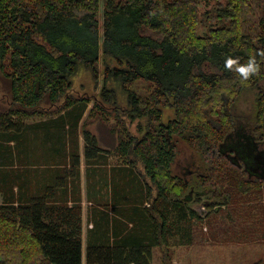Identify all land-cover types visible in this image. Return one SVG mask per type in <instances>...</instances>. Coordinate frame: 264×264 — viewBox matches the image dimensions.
<instances>
[{"label": "trees", "instance_id": "trees-1", "mask_svg": "<svg viewBox=\"0 0 264 264\" xmlns=\"http://www.w3.org/2000/svg\"><path fill=\"white\" fill-rule=\"evenodd\" d=\"M31 1L36 6L0 0V71L11 92L0 121V264L84 263L80 131L90 103L100 111L118 104L110 81L130 107L118 118L140 121L138 134L126 127L116 149L127 166L109 171L112 206L93 214L86 264H152L157 247L191 245L189 218L202 216L191 205V184L173 173L177 141H190L202 162H211L196 177L202 185L215 188L231 172L243 180L246 169L220 147L234 134L238 100L252 92L254 129L264 144V0H216L224 24L207 36L199 34L200 0ZM70 33L74 45L63 39ZM101 48L117 63L103 73L102 100L74 95L80 68L98 83ZM251 55L261 68L247 80L225 67L228 56L243 63ZM141 81L145 94L127 87ZM169 108L175 117L164 123ZM37 115L51 117L13 119ZM83 134L87 164L106 165L95 136Z\"/></svg>", "mask_w": 264, "mask_h": 264}, {"label": "rangeland", "instance_id": "rangeland-1", "mask_svg": "<svg viewBox=\"0 0 264 264\" xmlns=\"http://www.w3.org/2000/svg\"><path fill=\"white\" fill-rule=\"evenodd\" d=\"M29 3L31 6H36L35 2L31 0ZM217 9H219V2L216 0L199 1V34L201 36H207L211 29L224 24L216 18ZM104 10L105 3L100 2L99 11L101 15L104 14ZM103 37L104 26L103 20H101L100 44L103 42ZM63 39L72 45L78 41L71 33L69 38ZM107 65L113 67L117 63L110 57L105 56L101 48L99 62L101 74L98 83L95 82L90 71L80 68L78 74L72 79L74 84L73 94H82L89 97V99L98 97L99 100H102L100 95L104 86L103 73ZM144 83L146 82H134L127 84V87L139 94H145L149 88ZM150 85L154 87L152 83ZM259 86L264 87V81H261ZM107 87L110 89L115 88V93L110 95L117 97L118 104L112 106L105 103V106L101 107L102 111H100L94 107L93 103H90L80 131L82 169L78 193L82 204L84 203L83 239L85 237L86 240L87 232L92 228L91 222L94 212L99 214L111 210L109 208L112 206L110 172L116 171L119 173V171L125 170L127 166L124 158L121 155H116V149L120 141L126 139V127L132 134H138L140 121L134 120L131 123L128 117L119 116L118 118V112L122 111L121 114H125L126 111L130 110L127 96L122 91L123 89L113 81H110ZM255 95V92L247 93L238 100L234 110L236 115L234 134L229 136L220 147L224 154L232 153L231 160L236 166L249 169L248 173L246 172L242 176L243 180L238 178L239 175L231 172L233 177L228 179L224 177L214 186L215 188H210L211 185H202L196 177L205 175L211 166V162L203 163L201 157L194 152L190 141L175 138L178 139V155L173 165V173L184 177L191 185L196 186L197 189L195 190L201 191L203 198L210 197L213 190V195L218 200L221 199L219 203L222 201V204L221 207L215 209L213 207V210L208 208L213 200L206 201L207 204L205 210H203L204 217L202 219L189 218L193 226V243L191 245L173 244L167 248H155L152 264H264V144L261 143L262 141L258 137L259 133L254 129ZM10 104L9 82L0 71V121L2 115H6L7 110L10 109ZM53 115L56 114L53 113ZM50 117L37 115L33 117L20 116L13 119L26 124ZM174 117L172 109H163L161 119L164 123L169 122ZM141 124L145 123L142 122ZM84 128L95 136L100 149L108 154L106 165H96L92 160L90 162L92 164H87ZM112 131H115V133H112ZM118 180L120 183L121 178ZM95 195H99L102 200L97 202ZM86 201L92 204H87ZM1 204L2 196L0 194ZM87 207L92 211L86 212ZM176 235V233L172 234L173 237ZM83 246H85L83 264H86L87 241L83 242Z\"/></svg>", "mask_w": 264, "mask_h": 264}, {"label": "clouds", "instance_id": "clouds-1", "mask_svg": "<svg viewBox=\"0 0 264 264\" xmlns=\"http://www.w3.org/2000/svg\"><path fill=\"white\" fill-rule=\"evenodd\" d=\"M224 63L227 69L233 70L242 80H247L249 77L257 74L261 68L255 55L249 56L243 63L240 62L239 58L228 56Z\"/></svg>", "mask_w": 264, "mask_h": 264}, {"label": "flooded vegetation", "instance_id": "flooded-vegetation-1", "mask_svg": "<svg viewBox=\"0 0 264 264\" xmlns=\"http://www.w3.org/2000/svg\"><path fill=\"white\" fill-rule=\"evenodd\" d=\"M232 156V155H231ZM246 171H247V173H248V171H249V169H246ZM189 174H191V173H189ZM187 181V180H186ZM262 181V180H261ZM187 182H189V181H187ZM195 189H197V187L196 186H194V185H191V200L193 201V203H191V205L199 212V213H203V209L200 207V204L203 202V203H205V204H207L206 203V201H208V200H213L211 203V205L210 206H208V208L209 209H213V207H214V209L215 208H217V207H221V204H222V201L219 203V200H221V199H219L218 200V198L216 197V196H214L213 195V190L211 191V196L210 197H205V198H203L202 197V194H201V191H196ZM195 191H196V193H195ZM195 193V194H194ZM218 203V204H217ZM213 209V210H214Z\"/></svg>", "mask_w": 264, "mask_h": 264}, {"label": "crops", "instance_id": "crops-1", "mask_svg": "<svg viewBox=\"0 0 264 264\" xmlns=\"http://www.w3.org/2000/svg\"><path fill=\"white\" fill-rule=\"evenodd\" d=\"M81 169H82V153H81ZM264 181V180H263ZM96 196V199H97V202L98 201H100V200H102V198L99 196V195H95ZM87 202V201H86ZM91 202H92V200H91ZM96 202V203H97ZM93 203V202H92ZM92 203H90V202H87V204H92ZM83 211H85V209H84V203L82 204V218H83V215H84V212ZM92 210L90 209H88V207L86 208V212H91ZM92 214V213H91ZM92 223V222H91ZM93 226V224L91 225V227ZM87 234H88V232H87ZM83 241L85 242V241H87L86 240V238L84 237V239H83ZM84 247V251H85V246H83Z\"/></svg>", "mask_w": 264, "mask_h": 264}, {"label": "water", "instance_id": "water-1", "mask_svg": "<svg viewBox=\"0 0 264 264\" xmlns=\"http://www.w3.org/2000/svg\"><path fill=\"white\" fill-rule=\"evenodd\" d=\"M205 206H206L205 203H201V204H200V207H202L203 210H205ZM200 215H201L202 217H204V213H200Z\"/></svg>", "mask_w": 264, "mask_h": 264}]
</instances>
